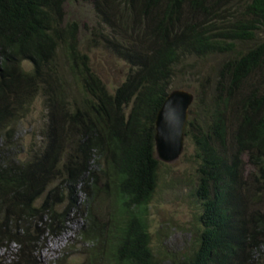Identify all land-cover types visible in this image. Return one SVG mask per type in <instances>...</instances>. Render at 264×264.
Listing matches in <instances>:
<instances>
[{
	"label": "trees",
	"instance_id": "1",
	"mask_svg": "<svg viewBox=\"0 0 264 264\" xmlns=\"http://www.w3.org/2000/svg\"><path fill=\"white\" fill-rule=\"evenodd\" d=\"M66 1L0 0V123L43 90L50 118L61 116L60 130L74 143L64 164V136L17 164L2 155L14 134L1 143L0 249L18 246L10 264H30L34 246L77 214L80 235L93 245L86 264L262 260L264 0H94L106 25L99 33L129 65L112 91L79 47L80 24L63 19ZM60 56L80 87L75 104L57 90ZM216 56L223 59L216 94L209 102L205 89H194L186 127V139L196 143L191 240L169 254L154 243L149 222L162 164L156 118L172 90L188 88L179 74L187 60ZM202 105L198 120L192 107ZM244 154L256 166L252 185L242 177Z\"/></svg>",
	"mask_w": 264,
	"mask_h": 264
},
{
	"label": "rangeland",
	"instance_id": "2",
	"mask_svg": "<svg viewBox=\"0 0 264 264\" xmlns=\"http://www.w3.org/2000/svg\"><path fill=\"white\" fill-rule=\"evenodd\" d=\"M64 9L66 14L63 19L77 21L81 26L78 44L81 51L89 57L91 69L111 91L114 90L126 80L129 65L113 52L109 36L99 33L106 25L101 17H97L98 10L94 0H67ZM94 34L95 36H93ZM260 34V37L264 38V29ZM249 44L245 43L244 48ZM58 62L63 64L61 76L64 79L57 90L67 94L65 99L71 100L75 104L76 98L81 94L79 84L74 75L66 68V58L60 56ZM23 63L24 67L30 68L28 61ZM186 63L190 64H185L186 67L179 71L180 78L182 77L184 80V87L189 85L188 88H185L195 97V88L205 89L207 100L210 102L211 97L216 94V82L217 79H220L217 71H220L223 59L219 56L213 59L190 58ZM191 64L193 65L189 67L188 65ZM42 92L43 90L28 99L27 108L18 110V108L12 107L14 120L5 117L4 121L0 123V148H2L1 143L4 138L14 134L13 140H10L13 143L12 147L3 149L5 151V154H2L4 161L9 159L12 164H17L18 161H27L44 152L51 140L57 142L64 136L65 154L62 156L61 163H66L67 151L74 146V143L65 131L60 130L61 116H58L56 122L50 118L46 96ZM204 106L206 107V105L192 107L196 119L203 118ZM16 119L18 121L14 122ZM12 123L14 128L9 126ZM8 128L12 130L11 134L7 132ZM3 150L0 153H3ZM195 150L196 143L185 139L184 151L178 159L170 162L160 159L162 164L156 192L150 204L149 222L154 243H161L169 254L184 250L191 240V225L197 210V202L191 194L192 186L195 183ZM242 157L244 159L242 177L245 179V183L252 185L256 166L248 154H244ZM80 197H83V194H80ZM106 208L101 204L99 210ZM260 209L264 211V203L260 205ZM83 223L77 214L70 217V221L58 235L46 234L44 239L34 246V260L30 264H86L88 257L93 252V245L85 243L80 235V227ZM17 247L16 244H9V246L1 248L0 264H10ZM254 264H264V258L256 260Z\"/></svg>",
	"mask_w": 264,
	"mask_h": 264
},
{
	"label": "water",
	"instance_id": "3",
	"mask_svg": "<svg viewBox=\"0 0 264 264\" xmlns=\"http://www.w3.org/2000/svg\"><path fill=\"white\" fill-rule=\"evenodd\" d=\"M194 94L174 89L166 98L156 118L157 157L165 162L178 159L184 151L186 127Z\"/></svg>",
	"mask_w": 264,
	"mask_h": 264
},
{
	"label": "clouds",
	"instance_id": "4",
	"mask_svg": "<svg viewBox=\"0 0 264 264\" xmlns=\"http://www.w3.org/2000/svg\"><path fill=\"white\" fill-rule=\"evenodd\" d=\"M157 152V151H156Z\"/></svg>",
	"mask_w": 264,
	"mask_h": 264
}]
</instances>
